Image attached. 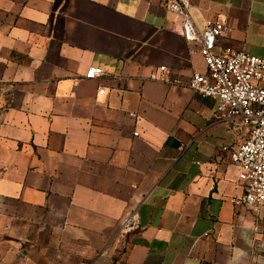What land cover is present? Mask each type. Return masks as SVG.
I'll return each mask as SVG.
<instances>
[{
    "label": "crops",
    "instance_id": "0c3cea01",
    "mask_svg": "<svg viewBox=\"0 0 264 264\" xmlns=\"http://www.w3.org/2000/svg\"><path fill=\"white\" fill-rule=\"evenodd\" d=\"M169 1L0 0V264H264L230 159L243 127L188 87L206 66ZM189 13L231 26L215 52L264 57V0Z\"/></svg>",
    "mask_w": 264,
    "mask_h": 264
},
{
    "label": "built area",
    "instance_id": "2783aa9c",
    "mask_svg": "<svg viewBox=\"0 0 264 264\" xmlns=\"http://www.w3.org/2000/svg\"><path fill=\"white\" fill-rule=\"evenodd\" d=\"M166 8L180 17L179 32L183 39L199 44L206 66L205 73L193 74L188 87L201 96L218 99L213 114L216 120L236 122L243 127L242 139L230 154L242 190L238 203L255 216H261L264 213V57L231 49L217 53V40L230 32L229 24L206 21L199 30L190 16L189 0H170ZM159 70L163 71L164 67ZM103 74L101 68L92 66L84 78L95 79ZM151 78L156 79L154 75ZM98 93L103 94L104 90ZM136 223L137 213L130 211L121 219L113 239L122 240L125 248Z\"/></svg>",
    "mask_w": 264,
    "mask_h": 264
}]
</instances>
